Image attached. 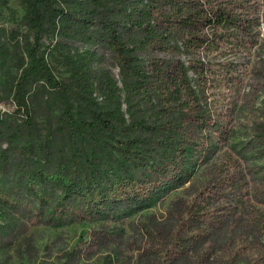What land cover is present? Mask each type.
I'll list each match as a JSON object with an SVG mask.
<instances>
[{
  "label": "trees",
  "instance_id": "obj_1",
  "mask_svg": "<svg viewBox=\"0 0 264 264\" xmlns=\"http://www.w3.org/2000/svg\"><path fill=\"white\" fill-rule=\"evenodd\" d=\"M20 1L26 32L0 26V91L9 87L24 115L0 113V207L15 228L114 221L208 164L200 199L176 201L138 230L133 249L146 250L147 264H264V209L254 202H264V184L250 185V170L230 159L207 160L221 136L214 66L229 71L242 55L264 63V0ZM56 32L67 79L43 49ZM253 152L264 157L263 124L242 155Z\"/></svg>",
  "mask_w": 264,
  "mask_h": 264
},
{
  "label": "rangeland",
  "instance_id": "obj_2",
  "mask_svg": "<svg viewBox=\"0 0 264 264\" xmlns=\"http://www.w3.org/2000/svg\"><path fill=\"white\" fill-rule=\"evenodd\" d=\"M0 10L1 27L8 32L13 29L26 32L24 7L20 0H8V6ZM65 45L58 32L43 41V49L61 79H67L70 74L63 57L67 50ZM75 45L83 48L80 43ZM261 56L264 57V52ZM219 57L223 62L232 58L227 53ZM248 57L235 58V67L229 71L221 72V64L214 66L219 78L215 80L216 85L210 87L209 102L219 120L221 136L207 160L219 164L230 159L244 171L250 170L247 174L250 185L261 186L264 184V157L256 152L248 153L246 157L242 155L254 141L257 125H264V63L255 66L254 58L248 60ZM258 70L261 72H256ZM114 71L117 73L118 69L114 68ZM15 111L9 87L2 86L0 113L10 115L9 118L23 119L24 115ZM39 120L43 118L39 117ZM60 145L57 139L56 147ZM33 161L43 162L42 159ZM209 167L202 164L189 183L163 199L153 201L145 209L114 221L105 218L86 222L66 220L55 224L23 225L17 229L0 207V264H147L146 250L133 249L137 245L138 230L150 227L167 216L176 201L199 200V191L205 189L204 185L211 176ZM254 202L256 207L264 209V202ZM102 233L117 235L116 243L109 246L98 244L97 236ZM143 242L144 247L151 244L148 239Z\"/></svg>",
  "mask_w": 264,
  "mask_h": 264
}]
</instances>
